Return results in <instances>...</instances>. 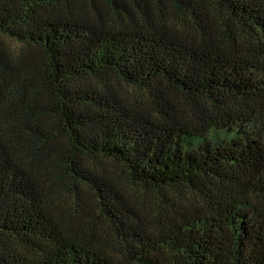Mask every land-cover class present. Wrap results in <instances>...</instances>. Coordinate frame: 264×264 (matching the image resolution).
I'll list each match as a JSON object with an SVG mask.
<instances>
[{
  "label": "trees",
  "instance_id": "obj_1",
  "mask_svg": "<svg viewBox=\"0 0 264 264\" xmlns=\"http://www.w3.org/2000/svg\"><path fill=\"white\" fill-rule=\"evenodd\" d=\"M0 264H264V0H0Z\"/></svg>",
  "mask_w": 264,
  "mask_h": 264
}]
</instances>
